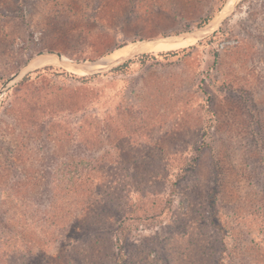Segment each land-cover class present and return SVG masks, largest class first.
<instances>
[{"label": "rangeland", "instance_id": "374dc122", "mask_svg": "<svg viewBox=\"0 0 264 264\" xmlns=\"http://www.w3.org/2000/svg\"><path fill=\"white\" fill-rule=\"evenodd\" d=\"M227 1L0 0V90L120 53L0 95L2 264H264V0Z\"/></svg>", "mask_w": 264, "mask_h": 264}, {"label": "water", "instance_id": "95a60500", "mask_svg": "<svg viewBox=\"0 0 264 264\" xmlns=\"http://www.w3.org/2000/svg\"><path fill=\"white\" fill-rule=\"evenodd\" d=\"M189 37L190 36L186 35V36H182V37L178 36V37H171V38H186V39H188ZM197 38H199V37H197ZM162 39H165V38H162ZM157 40H161V39H157ZM141 45H139L134 51H132L126 58H122V59L116 61L115 64H118L121 61H124L126 59H129V58L135 56L136 54H138L139 52H141L142 51ZM42 57H44V59L46 57H49V58L55 57L57 62L61 66L67 67L68 69H71V70H74V71L83 72V74H87V75L97 73V72L93 71V67L95 65H99V63L101 62V61H99V62H96V63H66L65 59L62 56H59V55L47 54L46 56H42ZM42 62H43V60H40L39 58H36V59H33L32 61H30L25 67H23L20 71L15 73L13 76H11L6 81V83L3 85L2 89L0 90V95H2L11 86L12 83L16 82L21 76H23L24 74L30 72L31 70H33L37 66V64H40Z\"/></svg>", "mask_w": 264, "mask_h": 264}, {"label": "trees", "instance_id": "16d2710c", "mask_svg": "<svg viewBox=\"0 0 264 264\" xmlns=\"http://www.w3.org/2000/svg\"><path fill=\"white\" fill-rule=\"evenodd\" d=\"M212 18V16H210V15H208V16H206L203 20H202V24H205V23H207L210 19ZM170 53H168V54H166V55H169ZM172 54V53H171ZM145 57H147V56H144V57H142V58H145ZM125 66V65H124ZM122 68V67H121ZM46 70H51V69H43L42 71H46ZM119 69L117 68V69H115L114 71H118ZM41 71V72H42ZM98 76H91V77H80V78H78V80L80 81V83H81V85L82 84H86V83H88L89 81H92L93 79H95V78H97ZM89 186H91L90 184H89ZM90 193H92V194H94L93 192H90ZM96 193V192H95ZM96 195H99V194H96ZM90 196H91V194H90ZM90 198L91 197H88V204H89V206H90V203H89V200H90ZM78 218V217H77ZM57 222V220H55L53 223H56ZM58 224H60V223H58ZM31 227L30 228H28V226H27V224H26V229L28 230V231H30V232H27V231H25V234H26V239H25V243L26 244H34V241L36 240V238H39V235H40V237H41V235H43L44 236V233H43V231H42V228H41V226H40V224H37V225H30ZM71 226V225H70ZM125 226H123L122 225V222L119 224V226H118V231H120L121 233H122V231L124 232V230L126 229V227H125V229L123 230V228H124ZM34 230V231H33ZM39 234V235H38ZM23 242H24V240H23ZM25 243H23L24 245H25ZM26 246V245H25ZM4 249V251H5V253L6 254H4V255H2V256H0V260H3V259H5V260H8L7 258H4V257H6L7 255H9L10 257L11 256H13L14 255V247H13V241H11V239H2L1 241H0V249ZM23 250V249H22ZM22 250L20 251V256H22L21 254H22ZM25 252H27V251H25ZM42 253H44V252H42ZM0 264H2L1 262H0Z\"/></svg>", "mask_w": 264, "mask_h": 264}, {"label": "bare ground", "instance_id": "6f19581e", "mask_svg": "<svg viewBox=\"0 0 264 264\" xmlns=\"http://www.w3.org/2000/svg\"><path fill=\"white\" fill-rule=\"evenodd\" d=\"M233 2H234V0H232V1H229L228 0L226 6L229 8L233 4ZM166 42H174V43H195V40L194 39H186V38H165V39H161V40L147 41V42H145V43H143L141 45L142 52H144V53H150L149 50H151L154 47H157L160 44L162 46V45L166 44ZM169 44H171V43H169ZM129 54H130V52L127 55H129ZM118 56H120V53L119 54L112 55L113 58L110 57V60L109 61L116 60V58ZM126 56H124V57H126ZM109 61L107 60V62H109ZM51 62H55V60L54 59H46V60L43 59V63L42 64H46V63L48 64V63H51ZM56 62H57V60H56ZM107 62L103 60L101 63L102 64L103 63L105 64ZM80 73L83 74V72H80Z\"/></svg>", "mask_w": 264, "mask_h": 264}]
</instances>
